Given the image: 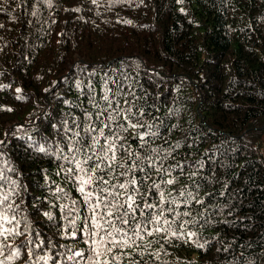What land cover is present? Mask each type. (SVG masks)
<instances>
[{
	"label": "trees",
	"instance_id": "1",
	"mask_svg": "<svg viewBox=\"0 0 264 264\" xmlns=\"http://www.w3.org/2000/svg\"><path fill=\"white\" fill-rule=\"evenodd\" d=\"M92 136L87 155L117 149L97 175L174 201L119 264H264V0H0V210L21 233L0 237L3 264H85L61 254H91L68 170Z\"/></svg>",
	"mask_w": 264,
	"mask_h": 264
},
{
	"label": "snow or ice",
	"instance_id": "2",
	"mask_svg": "<svg viewBox=\"0 0 264 264\" xmlns=\"http://www.w3.org/2000/svg\"><path fill=\"white\" fill-rule=\"evenodd\" d=\"M19 91V90H18ZM104 100L108 104V108L103 111H108L112 106V101L108 99L107 94L104 96ZM118 105V102H117ZM97 107H100L98 104ZM10 110V109H9ZM120 109H112L109 119L115 120L116 115L119 114ZM125 112V117L131 114V108L123 110ZM102 112L98 113L97 118L102 116ZM115 113V114H112ZM129 123L131 121L129 120ZM132 127H138L140 125L131 124ZM105 127L109 125L105 124ZM89 133L99 131L100 136H105L103 128L97 129L94 125H89L86 129ZM66 131H70L67 129ZM74 135L79 136V133H74ZM143 140V135L140 137ZM106 141L108 138L105 136ZM100 143L99 136H92L91 145H83V138L80 140L72 141L73 147H69V151H75L77 153L84 152L85 159L77 160L75 156L72 157L70 162H75V168L69 169L70 173L79 172L80 175L75 176L76 181L79 184V192L83 195L84 201L89 205V216L82 219L84 225L82 231L86 233V239L84 243L88 245V251L91 253L87 257L83 251H72L71 248L67 249L65 253L61 255L67 256L68 260H76L79 257L85 260V264H119V256L112 255L114 250H118L123 253L125 249H131L134 246L140 247L137 244V240L143 241L145 235L152 236L154 233H161L166 231L162 225L168 224L170 227L171 222L166 218L165 213L171 212V207L164 208L163 204L166 202L171 204L174 201H168L165 197L163 191H160L159 203L150 202L147 196L141 193L140 188L137 186V179L133 175L131 179L126 181H121L119 183H112L110 179L106 178L108 175L114 174L117 162V149L116 145L112 141H108L106 145H100L98 152H93L92 155H87V152L96 145ZM43 151V149H41ZM152 151H156L153 149ZM111 152L109 156L108 153ZM130 155H133L130 153ZM94 157L99 162H94L88 168L84 165L88 164L89 161H93ZM149 160V167H153L150 158H145ZM110 161L106 165V168L111 169V173L106 172V176L102 177L96 173L101 170V164L105 161ZM119 168H123L124 164L117 165ZM133 169H140L143 171L142 163L133 160L132 165L121 176H127ZM161 171V169H158ZM147 175V173L145 174ZM115 179H119L114 177ZM168 184H172L173 180H168ZM103 185H108V187H103ZM154 188L159 189V184L153 181ZM99 193V194H97ZM183 195V193L181 194ZM137 197H141L138 202ZM5 200L7 197L4 198ZM2 203V201H0ZM159 209V211H157ZM8 208L0 210V237L7 239L9 235H20L21 233L16 232L14 229L5 228L4 224H12L14 220L13 217L6 215ZM14 211V210H12ZM187 215V213H184ZM45 215H48L47 213ZM75 238V236H73ZM27 243L32 244L34 241L29 240ZM152 242L145 244L144 247L147 248ZM15 254V253H14ZM31 255V250H30ZM110 257V259L108 258ZM42 259L47 260V257ZM131 261V256H129ZM0 264H3L0 261ZM77 264L79 262L77 261ZM132 264H139L138 261H133Z\"/></svg>",
	"mask_w": 264,
	"mask_h": 264
},
{
	"label": "crops",
	"instance_id": "3",
	"mask_svg": "<svg viewBox=\"0 0 264 264\" xmlns=\"http://www.w3.org/2000/svg\"><path fill=\"white\" fill-rule=\"evenodd\" d=\"M262 156H263V158H264V152H263V155H262Z\"/></svg>",
	"mask_w": 264,
	"mask_h": 264
}]
</instances>
